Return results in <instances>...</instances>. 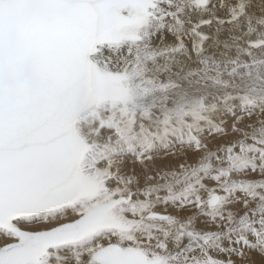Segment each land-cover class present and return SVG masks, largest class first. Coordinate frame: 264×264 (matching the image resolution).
Masks as SVG:
<instances>
[{
    "label": "snow or ice",
    "instance_id": "obj_1",
    "mask_svg": "<svg viewBox=\"0 0 264 264\" xmlns=\"http://www.w3.org/2000/svg\"><path fill=\"white\" fill-rule=\"evenodd\" d=\"M262 54L264 0H0V264H264Z\"/></svg>",
    "mask_w": 264,
    "mask_h": 264
},
{
    "label": "bare ground",
    "instance_id": "obj_2",
    "mask_svg": "<svg viewBox=\"0 0 264 264\" xmlns=\"http://www.w3.org/2000/svg\"><path fill=\"white\" fill-rule=\"evenodd\" d=\"M262 55H264V54H262ZM259 57H257V56H253V59H258ZM231 67V65H227V66H224L223 64L221 65V68H220V71H227L228 70V68H230ZM260 71H261V74L262 75H264V66H261V69H260ZM258 264H259V262H258Z\"/></svg>",
    "mask_w": 264,
    "mask_h": 264
},
{
    "label": "rangeland",
    "instance_id": "obj_3",
    "mask_svg": "<svg viewBox=\"0 0 264 264\" xmlns=\"http://www.w3.org/2000/svg\"><path fill=\"white\" fill-rule=\"evenodd\" d=\"M257 261L259 262L258 258H257Z\"/></svg>",
    "mask_w": 264,
    "mask_h": 264
}]
</instances>
